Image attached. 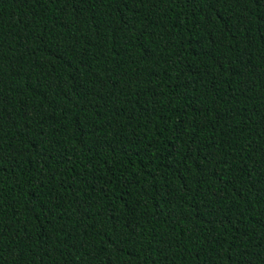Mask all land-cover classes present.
Returning a JSON list of instances; mask_svg holds the SVG:
<instances>
[{
    "label": "trees",
    "instance_id": "16d2710c",
    "mask_svg": "<svg viewBox=\"0 0 264 264\" xmlns=\"http://www.w3.org/2000/svg\"><path fill=\"white\" fill-rule=\"evenodd\" d=\"M0 264H264V0H0Z\"/></svg>",
    "mask_w": 264,
    "mask_h": 264
}]
</instances>
